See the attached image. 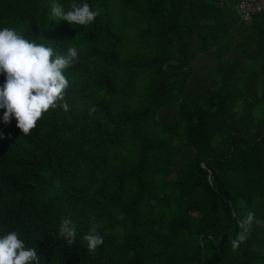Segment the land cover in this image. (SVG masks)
Returning <instances> with one entry per match:
<instances>
[{
	"label": "trees",
	"instance_id": "obj_1",
	"mask_svg": "<svg viewBox=\"0 0 264 264\" xmlns=\"http://www.w3.org/2000/svg\"><path fill=\"white\" fill-rule=\"evenodd\" d=\"M56 2L99 14L69 25L52 0H0V27L78 52L67 111L28 135L0 123V231L41 264H264V9L244 21L239 0Z\"/></svg>",
	"mask_w": 264,
	"mask_h": 264
},
{
	"label": "clouds",
	"instance_id": "obj_2",
	"mask_svg": "<svg viewBox=\"0 0 264 264\" xmlns=\"http://www.w3.org/2000/svg\"><path fill=\"white\" fill-rule=\"evenodd\" d=\"M98 11L87 2L71 5L65 11L56 0H52L49 15L65 21L69 25H88L94 21ZM53 19L51 21H56ZM75 47L66 52L55 53L51 47L35 40L27 39L16 29L0 27V123L7 124L10 117L20 133L28 135L41 115L58 105L67 111L63 101L64 90L68 87L65 69L77 59ZM254 222V214L248 212L240 224L241 232L231 240L236 249L246 238ZM259 223V221H256ZM58 236L71 245L75 238V228L68 218L60 221ZM89 251H94L103 243V237L95 230L84 235ZM0 264H41L35 247H29L15 230L0 231Z\"/></svg>",
	"mask_w": 264,
	"mask_h": 264
},
{
	"label": "built area",
	"instance_id": "obj_3",
	"mask_svg": "<svg viewBox=\"0 0 264 264\" xmlns=\"http://www.w3.org/2000/svg\"><path fill=\"white\" fill-rule=\"evenodd\" d=\"M235 9L240 14L241 19L249 21L252 14L259 13L264 9V0H239Z\"/></svg>",
	"mask_w": 264,
	"mask_h": 264
},
{
	"label": "rangeland",
	"instance_id": "obj_4",
	"mask_svg": "<svg viewBox=\"0 0 264 264\" xmlns=\"http://www.w3.org/2000/svg\"><path fill=\"white\" fill-rule=\"evenodd\" d=\"M243 20V19H242ZM245 21H248L247 19H245Z\"/></svg>",
	"mask_w": 264,
	"mask_h": 264
}]
</instances>
